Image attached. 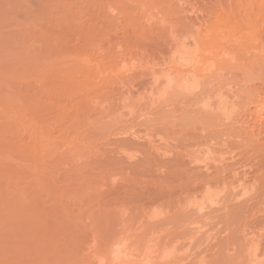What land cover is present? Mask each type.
<instances>
[{"label": "rangeland", "instance_id": "obj_1", "mask_svg": "<svg viewBox=\"0 0 264 264\" xmlns=\"http://www.w3.org/2000/svg\"><path fill=\"white\" fill-rule=\"evenodd\" d=\"M144 1L100 28L98 40L112 31L100 51L78 33L75 56L33 58L43 43L27 54L0 33V198L27 210L0 203V264H264V57L253 70L236 53L224 62L199 48L198 27L219 21L226 0ZM260 17L246 21L264 28ZM56 64L69 71L62 83L81 88L78 117L64 123L76 157L46 146L55 108L35 92L54 82ZM14 85L32 91L37 111ZM26 130L25 142L53 154L1 148Z\"/></svg>", "mask_w": 264, "mask_h": 264}, {"label": "bare ground", "instance_id": "obj_2", "mask_svg": "<svg viewBox=\"0 0 264 264\" xmlns=\"http://www.w3.org/2000/svg\"><path fill=\"white\" fill-rule=\"evenodd\" d=\"M141 1L143 3L147 2V1L145 2L144 0H141ZM141 1L140 0H91L90 4L88 6L87 5L85 6V3L84 4L82 2H81V4L77 3L78 4L77 5L74 2H72V0H0V33H1V36L6 37L7 39L11 38L12 40L13 39L17 40L16 42H18V44H20L21 46L23 45V48L26 52L30 48V47L28 48V44L32 43V41L43 43L44 46H42L43 48L41 50L39 49V51H37L36 49H34V52L31 54H30V50L28 51L27 54H30L28 56H33V58L39 56L38 58L41 59V57H40L41 55H46L49 57L50 55H48V53L49 54L51 53V56L52 55L57 56V55H60L62 53L63 54L71 53L72 56L73 55L75 56V54L78 53V33L83 36V37H81L79 35L81 38H84L83 39L84 42L86 41V43H88L90 46L92 45L91 48H93L96 51L97 50L100 51L103 49L102 44H104V43L110 44L111 43V38H110L111 36L110 35H111L112 31H110L109 33H104V32L108 31V29L111 30V28H110L112 26L111 24L114 22H119V23L123 24L124 19H120V16L121 15H123V17L126 16L127 11H125V10H127L126 9L127 5H130V6L133 5L132 8L135 7V10H136L137 4H139ZM157 1L160 2V0H157ZM169 1H171V0H169ZM85 2L87 3L88 0ZM220 3H221L220 7H223V8H222L221 13L216 16L217 20H219V21H217L215 24L202 22L201 27L200 28L198 27L197 34H196V41H197V44H199V48L201 50L202 49L204 50L208 47H209V50H210V48L216 49L215 50V53H216L215 56L219 57V59H222L224 62L232 61L233 57L236 54H238L239 56H241V59L244 62V66L248 67L246 65V63H247L252 67L253 70H255L258 62L261 60V58L264 57V28H262L260 26V24H259L260 27L257 26L256 28H254V26H253L254 24L252 23L253 25H251L250 22L247 20L249 22V24H248L246 21V18L247 17H249V18L255 17L256 18V17L261 16L260 18L263 19L264 18L263 17L264 1L263 0L262 1L261 0H258V1H255V0H226L224 2L221 1ZM134 4L136 6H134ZM217 4L219 6V3H217ZM147 6H148V4H147ZM147 6H145V7H147ZM75 7H78V12H73V8L76 9ZM59 12L61 14L63 13L64 16L63 17H60L61 15L58 16L57 14H59ZM35 14H37V16H35ZM129 14H131V13H129ZM121 18H122V16H121ZM153 19H155V18H153ZM222 19H226V20H228V22L229 21L231 22L234 19H236L238 22V20L241 21L243 19L242 21H244V24H245V22L247 23V25H248L247 28L249 30L242 29L244 27L242 25H240V27H237L240 22L237 24V26L235 24L231 25L230 27H232V28H227V29L224 27L222 28V26L225 25L224 24L225 22H220ZM121 20H123V21H121ZM252 21H253V19H252ZM218 22L223 23V25L221 26V25L217 24ZM250 25H251V27H250ZM227 26L228 25H226V27ZM263 26H264V24H263ZM210 27H212V28L210 29ZM233 27H235V28L233 29ZM100 28H105L104 32H100V33H103L106 36L103 35L101 37H104V38L98 40L97 38L99 37ZM130 28H131V26H130ZM229 29H231V30L229 31ZM125 31L127 33L129 32L127 30H125ZM122 38L125 41L124 43H127L131 39L130 36L127 34H124ZM11 39L8 41H10V43L12 45L13 41ZM174 39L175 38H173V40ZM65 41H66V44H64ZM71 42L74 43V44H72V46L70 44ZM20 45L18 47H21ZM119 45H121V44H119ZM134 45H135V43H134ZM8 46H9V43H8ZM89 48H86V49H89ZM111 49H112V47H111ZM218 49H220V51L217 54L216 51H218ZM90 51H92V49ZM89 54H91V53H89ZM97 54L100 55V53H97ZM22 55H24V53ZM26 55H24V57H26ZM95 55H96V52H95ZM101 55H103V54H101ZM194 56L196 58V55H194ZM24 57H23V59H24ZM70 58H72V57H70ZM34 61H36V60H34ZM59 64L60 63H58V65ZM58 65L56 64V72H55L54 77H53L54 82L51 83L50 85L48 84V86L46 87L47 91H45L43 89L42 90L36 89V92H35V88H34V90L33 89L32 90L35 92V94L40 95V101L39 102H41L44 106L47 105V107L51 106V107L55 108V112H54L53 116L49 119L50 120L49 122L53 126V128L52 129L49 128L48 134L50 133L49 136H51V135L52 136L56 135V136L52 137L53 139H51V141H50L51 144H47L46 146H48V145L51 146L52 144H54L57 147V150H56L57 156L67 155L70 157H74L75 153L73 151L74 147H72V145H74L75 138H69L70 136L68 137V134L66 136L64 123H65V121L68 122V120H66V119H69L71 117H74V118L78 117V102H77L78 101V89L80 90L81 88L78 87V83H77L78 79L74 78V77L73 78L68 77L66 83H62L59 77L60 76H70V75H69L68 70L62 69V67H59L61 65H59V66ZM24 67H26V66H24ZM2 70H4V68ZM203 70H200V71L203 72ZM207 71H208V69H207ZM93 72H94V70H93ZM1 73H0V77L2 76ZM7 76L8 75L5 74V78ZM179 76H180V73H179ZM3 78H4V76L1 77L2 80H3ZM7 78H9L8 80H10V77H7ZM6 81H7V79H6ZM6 81H4V82H6ZM10 81H13L12 78ZM7 82L5 84L6 87L8 84ZM23 82H24V80H23ZM1 84H2V82H0V106L4 107L5 102H3L2 100H4L7 97H6V95H3V94H6V93H4L5 92V89H4L5 86L4 85L1 86ZM25 84H27V83L25 82ZM16 85H17V82H16ZM32 86L34 87V85H32ZM83 86H87V85H83ZM16 87L17 86H15V85H14V87L10 86V88H15V89H16ZM19 87H20V84H19ZM18 88L16 90H18ZM21 88H22V86H21ZM36 88H38V87H36ZM84 88L86 89L89 87L87 86ZM181 88H182V90H185L186 86H183ZM22 89H24V88H22ZM20 90L21 89L19 88L18 95H20L19 97L21 98V96L24 97V94H26L27 92H24L25 90L24 91L23 90L20 91ZM87 90L88 89H86V91ZM22 91H23V93H22ZM89 91H91V90H89ZM6 92H7V90H6ZM15 92L16 91H13V94ZM30 92H32V91L29 90V93H27L28 95L26 94L25 98H23L25 100V102H23L24 101L23 99H22L23 101L22 100H20V101L23 103H27L28 107H33V109L29 108L30 112H31V110L37 111L39 108L36 106L38 103L36 104V102H35L37 97L35 95L32 96V99H35V100H32L31 96H30L31 95ZM44 92H46V94ZM89 93L90 92H88V95H89ZM15 94L17 95V93H15ZM82 94H84V93H82ZM92 94H93V92H92ZM92 94H90V95H92ZM29 96H30V98H29ZM75 102L77 103V105L74 104V106H73L72 104ZM38 105L40 106V103ZM28 107H27V109H28ZM69 107L74 108V112H70ZM22 108H23V106H22ZM21 109H20V107L18 108L19 112L22 111ZM24 109H26V108H24ZM32 112H34V111H32ZM4 128H5V125L1 124L0 129H4ZM58 128H59V130H57ZM25 133L27 134L29 132L26 130L25 132H21L18 135L12 136L10 140L5 141L8 143L1 144V148L9 151L10 153H12L14 155H18V156H22V157L27 156L30 158L31 157L32 158H40L46 154H50V155L53 154V152L51 154L50 151H45V150L41 151L40 150L41 145H37V144L34 145L33 144L31 146V143L29 144V143L25 142V136H24ZM31 135L32 134H30V136ZM33 136H34V134H33ZM30 139H31V137H30ZM28 142H29V139H28ZM58 144L60 147H58ZM76 156H77V154H76ZM22 192H24V191L22 190ZM9 195H11V194L9 193L8 196ZM12 195H14V194H12ZM18 195L21 196V194H18V193L14 196L17 197ZM8 196L7 197L5 196L4 199L0 198V203L3 205H6V206H14V207L16 206L15 207L16 209H18L20 211L23 210L25 212L26 209L24 210V207H22L23 205L19 204V203L24 204L22 202V200L17 199L19 197L15 198L12 196V198H11ZM23 196H21L20 198H22ZM16 201H17V203H15ZM25 201H26V204L24 206H29V204H27L28 203L27 200H25ZM17 206H20L22 208L17 207ZM26 208L28 209V207H26ZM28 211H29V209H28Z\"/></svg>", "mask_w": 264, "mask_h": 264}]
</instances>
